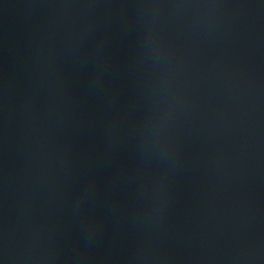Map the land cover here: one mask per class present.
I'll use <instances>...</instances> for the list:
<instances>
[{"label": "water", "instance_id": "water-1", "mask_svg": "<svg viewBox=\"0 0 264 264\" xmlns=\"http://www.w3.org/2000/svg\"><path fill=\"white\" fill-rule=\"evenodd\" d=\"M0 264H264V0H0Z\"/></svg>", "mask_w": 264, "mask_h": 264}]
</instances>
